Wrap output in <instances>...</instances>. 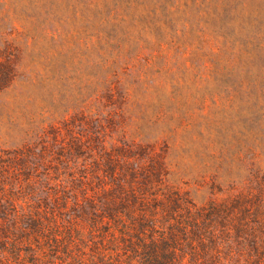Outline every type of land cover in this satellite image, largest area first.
I'll return each mask as SVG.
<instances>
[{
	"label": "rangeland",
	"instance_id": "obj_1",
	"mask_svg": "<svg viewBox=\"0 0 264 264\" xmlns=\"http://www.w3.org/2000/svg\"><path fill=\"white\" fill-rule=\"evenodd\" d=\"M191 1L0 0V201L44 215L70 187L49 220L74 217L75 259L96 244L71 196L96 198L114 146L154 147L197 205L264 180V49ZM0 236V264H32L29 239Z\"/></svg>",
	"mask_w": 264,
	"mask_h": 264
},
{
	"label": "trees",
	"instance_id": "obj_2",
	"mask_svg": "<svg viewBox=\"0 0 264 264\" xmlns=\"http://www.w3.org/2000/svg\"><path fill=\"white\" fill-rule=\"evenodd\" d=\"M200 4L205 18H229L239 38L264 49V0H200ZM11 73L7 63L0 64V91L12 80ZM153 148L123 143L104 151L101 165L94 161L102 173L94 176L100 182L92 196L96 198L90 199L85 192V204H78L73 192L71 197L83 213L80 217L88 219L83 220L87 235L96 244L91 257L84 259L82 252L76 259L73 256L76 237L65 222L73 223L74 217L62 220L61 230L49 220L68 198L62 196L70 190L66 185H57L55 198L61 205L44 215L37 212L39 206L19 211L16 202L0 201V222L9 228L0 225V235L29 239L32 264H264V180L253 183L246 193L197 205L187 193L167 183L164 157ZM40 199L37 195L38 204ZM102 241L109 243L108 252L99 248ZM15 251L11 254L17 258Z\"/></svg>",
	"mask_w": 264,
	"mask_h": 264
}]
</instances>
